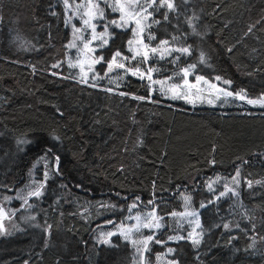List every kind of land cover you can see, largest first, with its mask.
Instances as JSON below:
<instances>
[{"label": "trees", "instance_id": "16d2710c", "mask_svg": "<svg viewBox=\"0 0 264 264\" xmlns=\"http://www.w3.org/2000/svg\"><path fill=\"white\" fill-rule=\"evenodd\" d=\"M175 3L169 21L155 14L161 24L150 29L157 37L152 44L168 39L191 54L154 57L142 70L154 66L153 79L179 82L181 69L194 64L189 80L201 76L234 94L243 91L246 100L264 97V0ZM65 21L63 0H0V206L14 213L0 235V264H135L134 247L118 234L110 245L98 240L132 212L153 208L163 219L154 232L161 243H151L147 254L151 264H264V183H255L264 181V110H251L235 95L220 109L189 107L122 69L105 76L104 63L92 68L103 77L98 87L81 83L69 66L72 24ZM114 31L95 57L110 60L117 49L131 55V32ZM139 96L146 99L133 98ZM56 156L59 173L51 171ZM237 170L238 187L232 184ZM217 178L210 192L207 185ZM41 182L42 195L28 197L32 207L16 198ZM225 184L239 197L217 200ZM133 202L138 206L129 211ZM183 211L198 214V247L169 240L186 237L171 215ZM169 248L174 251L165 253Z\"/></svg>", "mask_w": 264, "mask_h": 264}, {"label": "snow or ice", "instance_id": "6c2138e0", "mask_svg": "<svg viewBox=\"0 0 264 264\" xmlns=\"http://www.w3.org/2000/svg\"><path fill=\"white\" fill-rule=\"evenodd\" d=\"M64 8L66 12L71 13L72 9L75 8L76 13L78 14V19L80 20V26L77 27L75 24H72L73 28V41L68 45L69 48H76L78 52L84 53L85 55H90L92 58L93 64L104 63L107 66V72H105V76L109 73L113 72L117 69L124 70V74L127 75L129 72L133 76H139L141 79H147L151 82L152 85L160 84L164 85L167 80H172L173 77H168L166 80H155L153 79V73L159 72L158 68L154 66L143 67L148 64V61L154 57H158L159 59H164L166 56H171L173 52H179L181 54H191L190 47H171V41L168 39L159 40L157 44L153 45L152 41L157 40L155 33L150 31L153 25L161 24L160 19H155V14L159 13L163 19V21H169V13H174L177 11V5L175 0H79L77 3L76 0H73L70 3V0H63ZM161 9H164L161 12ZM106 10H110L111 13H117V18L109 19L106 15ZM53 15L56 13L53 12ZM73 19L72 15H69L68 20L65 21L66 24L71 23ZM191 23V20L188 21ZM101 27L103 30L97 32V28ZM254 25L250 26L248 31L251 32ZM115 29H121L124 31H130L132 35V39L127 41L128 48L127 52L131 53V55H125L120 49H117L110 60H105L103 55L99 57H95L94 54L97 48H102L107 46L109 43V39L115 37ZM111 30V31H110ZM87 37V38H86ZM177 39L176 37H172V40ZM96 41H100L99 44L94 45ZM135 45V46H133ZM231 51V49H229ZM79 56L77 57L79 63ZM179 57H175L174 60H178ZM132 61H135V66L132 65ZM174 62V61H173ZM200 62H205V56L203 53L200 55ZM70 67H77V64H71ZM53 67H59V64L53 65ZM196 65L192 64L187 67L181 69L180 82L172 83L168 88V92L172 93V98H182L187 99L189 92L185 89H194L195 84L191 83L188 77L192 74L193 69H195ZM91 71V68L89 69ZM81 72H83V68H81ZM102 79L103 77H99V74L93 73L91 77L87 74H83L80 77V82L89 84V80L92 83L89 85L91 87H98L99 85L96 83L97 79ZM118 79H123V76H118ZM204 78L201 76H196V82L202 81ZM217 80H220V77H216ZM109 83L115 84V80L109 79ZM225 84H230V81H223ZM212 87H216L212 85ZM105 91L112 92L114 89L108 88L104 89ZM155 90V89H153ZM221 91L225 97L235 95L237 98L241 100L246 99V94L241 91L240 93H233L231 91H227L225 89H218ZM120 95H126V93H119ZM138 100H144L146 97L139 96L133 97ZM150 99V97H148ZM247 103L249 104H260L264 107V97H261L257 100L247 99ZM55 139H59L58 137H54ZM18 143H27V141H19ZM51 152V149L48 150ZM47 155V153L45 154ZM43 158V157H42ZM215 163V161H212ZM51 171L59 173V157H54V163L52 165ZM49 176L48 172L44 173V181H47ZM240 172L237 170L235 176L232 178V184L237 187L240 184ZM219 178L216 181L209 182L207 187L210 192H214L213 188L214 183H218ZM256 184L264 183V181H255ZM253 185L252 181H247V186L251 188ZM44 188V182L39 183L34 190L29 191L26 196L18 195L17 199H22L24 204L28 205V207H32L31 204L28 203V197H40L42 195V189ZM231 193L235 197H239V192L236 188L229 187L228 184L224 185V190L220 191L216 196V199L219 200L222 197L227 196ZM119 195V194H117ZM4 199L6 201H10L12 197L5 196ZM139 200V197L136 198ZM190 197H185V204L187 205L190 202ZM211 202V201H210ZM150 203H153L150 201ZM107 206V205H104ZM115 207V205H111ZM138 205L133 202L131 208H135ZM206 205L201 203L200 207L203 208ZM12 215L14 213L7 212L4 207L0 206V235L5 234L7 229L5 226V220H11ZM172 216H187L193 217L195 227L191 232L187 234V236L177 235L170 236L169 240H184L188 239L191 241L194 247H198L201 244V237L203 235V229L198 217L197 212L191 211L186 213H171ZM31 219H35V217H31ZM130 219H134L136 221L135 224L132 225H124L120 226L119 235L123 237V239L129 242L135 249L138 258L139 264H151L147 254L150 253V244L161 243L160 240L155 238L154 229H159L162 227L161 220L163 217L158 216L155 211V208L151 212H149L146 216L141 217L137 215L135 217H130ZM111 223V221H109ZM189 223H193L192 220H189ZM239 227V225H237ZM254 227V226H253ZM224 229L229 228V224H223ZM51 225H48L44 231L49 233L50 235ZM141 229H148L149 234L144 235ZM199 230V231H198ZM116 232H108L103 234L101 238L98 240V243L110 245L111 240L110 237L116 235ZM135 234H139L138 238H134ZM47 247V243L45 244ZM250 245L249 247H251ZM174 249L169 248L168 252L172 253ZM159 259V257H157ZM169 264H178L176 261H170Z\"/></svg>", "mask_w": 264, "mask_h": 264}, {"label": "rangeland", "instance_id": "374dc122", "mask_svg": "<svg viewBox=\"0 0 264 264\" xmlns=\"http://www.w3.org/2000/svg\"><path fill=\"white\" fill-rule=\"evenodd\" d=\"M72 2H73V0H70V3H72ZM76 2L78 3L79 0H76ZM64 10H65V8H64ZM108 12L110 14H114L113 15L114 18L118 17L117 13H111L110 10ZM69 15L73 16V19H72L70 24H75L77 27H79L80 26V20L78 19V14L76 13L75 8L72 9L71 13L65 11V18L67 20H68ZM98 28L99 29H97V32H100V31L103 30L101 27H98ZM72 41H73V28H71V40H70L69 44ZM99 43H100V41H96L93 46H95V45H97ZM133 46H135V45H133ZM99 49H101V48H97V50H99ZM68 50H69L68 51L69 60L71 59V61L69 63L77 64V67H74V68H77V70H78L77 71L78 78L80 79L81 75H83V74L91 75L92 72H93L92 68L95 65L92 62L91 56L90 55H85L84 53H81V52H78V49H76V48H69L68 47ZM97 50H96V52H97ZM78 56L80 58L79 59V63H78V60H77ZM94 56H95V54H94ZM96 57H99V56H96ZM81 68H83V72H81ZM90 68H91V71L89 70ZM117 70H120V69H117ZM128 74H131V73L129 72ZM134 77H138L139 79H141L139 76H134ZM144 80L148 84L149 89L151 91L157 92L158 94H160L165 99L181 101L186 106H189V107L220 109L226 104V102L228 100L232 99V96L225 97L221 91H218V89H221V88H218L217 86L216 87H212V85H214L213 83L207 82L205 80L196 82L195 77L192 78L191 80H189L191 83H194L196 85L195 88L194 89H190V90L185 89L186 91L189 92V95H188L187 99H182V98L173 99L172 98V93L168 92V88L170 87V85L172 83H176V81H174L173 79L172 80H167V82L164 85H160V84L152 85L151 82H149L147 79H144ZM158 80H166V79L158 78ZM180 80H179V82H180ZM153 89H155V90H153ZM240 100L241 99L238 98V101H240ZM243 103L246 104V106H248L253 111H258V110H261V109L264 110V107H262L259 103L255 104V105L249 104V103H247L246 99L243 100ZM186 212H188V211H183L181 213H186ZM147 214L148 213L132 212L131 215L125 221L124 225H132V224L136 223V221L134 219H130V217H135L137 215H140L141 217H144ZM194 219L195 218H193V217H187V216H183L182 217V216L178 215L175 218V223L178 224V226L180 228H182L184 226L185 235L187 236V234L189 232H191L192 229L195 227ZM189 220H192L193 223H189ZM159 229H154L153 231L155 232L156 230H159ZM119 231H120V226H117L114 229V231H112V232H116L119 235ZM141 231L142 232L143 231L149 232L148 229H141ZM119 236H120V238L122 240H124L121 235H119ZM138 237H139V234H135L134 238H138ZM165 253L169 254L168 251H166ZM135 264H139V260H137ZM159 264H162V263H159Z\"/></svg>", "mask_w": 264, "mask_h": 264}]
</instances>
